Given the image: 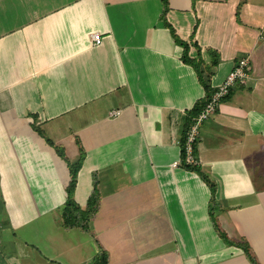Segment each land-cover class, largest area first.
<instances>
[{
  "label": "crops",
  "instance_id": "obj_1",
  "mask_svg": "<svg viewBox=\"0 0 264 264\" xmlns=\"http://www.w3.org/2000/svg\"><path fill=\"white\" fill-rule=\"evenodd\" d=\"M166 1L0 0V264H253L244 246L264 264V0ZM173 32L219 59L212 88L250 60L200 129L201 174L173 165L205 98ZM47 138L84 151L89 231L62 225L71 177Z\"/></svg>",
  "mask_w": 264,
  "mask_h": 264
},
{
  "label": "trees",
  "instance_id": "obj_2",
  "mask_svg": "<svg viewBox=\"0 0 264 264\" xmlns=\"http://www.w3.org/2000/svg\"><path fill=\"white\" fill-rule=\"evenodd\" d=\"M166 4H167V1L165 0V12L167 10ZM165 23H166V21H165ZM166 26L169 27V25L167 23H166ZM173 37L175 38V41L183 48V53H182L183 62L194 68V70L197 73L199 82L201 83V85L203 86V88L205 90L204 101L197 102V104L194 106V108L191 111L192 118L189 122V124H190L192 119L200 112V110L204 107L206 102L209 100V98L211 97V95L215 91V88H212V86H211L210 80H211V77L213 75L212 68L214 66H217L219 59H213L211 65H208L202 60L200 54L198 55V59L191 58L189 55L190 44L180 40L174 34V32H173ZM191 45L194 47H198L195 43L191 44ZM199 53H200V50H199ZM208 53L212 56L213 52L209 51ZM232 90H231V92H232ZM231 92L223 100V102L230 97ZM35 129L38 131V133H40V135L44 136L42 130L39 127L35 126ZM185 135H184V138L182 139V144H181L182 146H183V143L185 141ZM46 140L51 146L55 147L58 155L68 163V168H69L70 177H71L70 183L67 187V200H66V203H65V206L63 209V213H62V217H63V224L62 225L64 228H67V229L80 228L84 231H89L90 230V225H89L90 221H91V219H93V217L96 215V213L98 212V209H99L100 194H99V191L97 190V187L95 185L93 193L88 200L87 207L84 210L81 209L79 207V205L74 200V193H75V189L77 186V178H78L79 171H80L82 164H83L84 151L82 149H80V156H79L78 160L75 163H70L66 158L65 150L63 148L56 147L54 145V143L48 138ZM181 166L185 169L197 171L199 174H201L200 169L198 167H191L184 162L182 148H181ZM201 178L209 185V187H211L212 192L214 193V189H215L214 184L204 175H201ZM222 236L225 237L223 234H222ZM243 250L245 251V253L249 257L250 261L253 262V264H256V262L254 261V259L252 258L251 254H250L249 249L246 246H244ZM107 262H108V255L102 249L101 252L99 253V255L95 258L94 264H107Z\"/></svg>",
  "mask_w": 264,
  "mask_h": 264
},
{
  "label": "built area",
  "instance_id": "obj_3",
  "mask_svg": "<svg viewBox=\"0 0 264 264\" xmlns=\"http://www.w3.org/2000/svg\"><path fill=\"white\" fill-rule=\"evenodd\" d=\"M101 40L100 34H96L91 37V43L93 45H99ZM249 79L250 60L248 57H244L237 62L225 81L220 86L215 88L214 93L211 95L204 107L192 119L186 132L183 146L181 145L183 159L187 165L191 167L199 166V162L195 156V145L199 138L200 129L203 124L216 114L220 104L230 94L232 89L236 86L246 85ZM118 115H120V111H111L109 113L110 117H116ZM173 165H181V162H176Z\"/></svg>",
  "mask_w": 264,
  "mask_h": 264
},
{
  "label": "rangeland",
  "instance_id": "obj_4",
  "mask_svg": "<svg viewBox=\"0 0 264 264\" xmlns=\"http://www.w3.org/2000/svg\"><path fill=\"white\" fill-rule=\"evenodd\" d=\"M62 224H63V221H62ZM90 225H91V221H90ZM92 234L94 235L95 234V232H92ZM66 261V260H65Z\"/></svg>",
  "mask_w": 264,
  "mask_h": 264
}]
</instances>
